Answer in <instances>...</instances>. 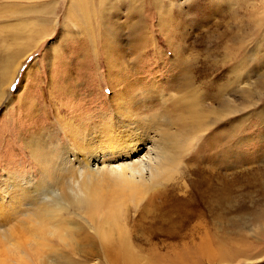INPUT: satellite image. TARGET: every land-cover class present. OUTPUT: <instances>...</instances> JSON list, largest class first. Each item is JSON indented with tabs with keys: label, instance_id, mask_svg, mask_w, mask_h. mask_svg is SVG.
<instances>
[{
	"label": "rangeland",
	"instance_id": "obj_1",
	"mask_svg": "<svg viewBox=\"0 0 264 264\" xmlns=\"http://www.w3.org/2000/svg\"><path fill=\"white\" fill-rule=\"evenodd\" d=\"M111 1L120 6L102 19L89 14L92 0H0V67L22 59L0 98V195L6 168L38 172L34 132L63 138L55 104L79 98L65 111L99 115L122 96L186 148L164 212L136 226V248H190L207 225L230 253L194 264H264V0ZM37 27L54 32L24 39ZM107 247L94 242L79 257L113 264Z\"/></svg>",
	"mask_w": 264,
	"mask_h": 264
},
{
	"label": "bare ground",
	"instance_id": "obj_2",
	"mask_svg": "<svg viewBox=\"0 0 264 264\" xmlns=\"http://www.w3.org/2000/svg\"><path fill=\"white\" fill-rule=\"evenodd\" d=\"M92 2L89 14L102 19L105 11L120 6L111 0ZM71 7L68 13H76L77 5ZM91 16L83 19L89 31ZM38 27L29 29L24 39L41 34L42 41L54 32ZM10 59L0 67V98L22 64V59L16 63ZM119 100L109 113L99 115L86 108L66 112L79 98L55 104L54 113L63 120V138L37 135L38 131L27 143L38 172L19 175L6 168L10 171L5 174L6 193L0 195V264H84L79 254L94 242L108 246L113 264H194L201 258L222 260L229 255V248L216 240L207 225L190 234V248L176 247L172 253L151 249V254L136 248V226H142L143 218L164 212L167 186L178 179L186 148L158 116L139 114L133 108L131 112L122 96ZM132 211L137 216L131 223Z\"/></svg>",
	"mask_w": 264,
	"mask_h": 264
},
{
	"label": "snow or ice",
	"instance_id": "obj_3",
	"mask_svg": "<svg viewBox=\"0 0 264 264\" xmlns=\"http://www.w3.org/2000/svg\"><path fill=\"white\" fill-rule=\"evenodd\" d=\"M181 2L183 3L184 7L192 8L193 6H195L198 3V0H181ZM112 129H113V131L116 130L115 124L112 125Z\"/></svg>",
	"mask_w": 264,
	"mask_h": 264
}]
</instances>
